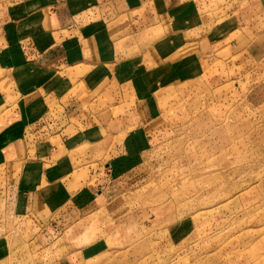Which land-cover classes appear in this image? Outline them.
<instances>
[{
  "label": "rangeland",
  "instance_id": "obj_1",
  "mask_svg": "<svg viewBox=\"0 0 264 264\" xmlns=\"http://www.w3.org/2000/svg\"><path fill=\"white\" fill-rule=\"evenodd\" d=\"M202 2L216 10L207 23L235 29L230 46L201 44L179 59L163 56L172 40L168 48L148 42L160 38L156 31H142L137 45L130 36L109 39L117 59L139 52L138 70L109 80L104 99L84 109L101 114L107 130L97 163L113 187L82 205L48 211L34 201L24 218L6 211L0 234L11 242L1 264H264V0ZM91 92L83 84L66 91L70 122ZM118 126L117 136L109 132Z\"/></svg>",
  "mask_w": 264,
  "mask_h": 264
},
{
  "label": "crops",
  "instance_id": "obj_2",
  "mask_svg": "<svg viewBox=\"0 0 264 264\" xmlns=\"http://www.w3.org/2000/svg\"><path fill=\"white\" fill-rule=\"evenodd\" d=\"M206 5L202 0H0V230L8 228H1L6 211L24 218L34 201L52 211L59 202L82 205L107 195L113 184L97 163L109 148L107 130L96 117L101 114L84 109L104 99L101 90L109 80L113 84L116 77L137 71L139 54L117 59L119 50L109 39L130 36L137 45L134 37L142 31H156L160 38L148 42L168 48L172 40L173 50L163 56L178 52L179 59L201 44L230 46L227 39L235 29L225 20L213 21L211 14L207 23L206 14L216 10ZM130 47L123 44L127 53L135 50ZM146 52H154L151 43ZM149 77H144L147 85ZM135 79L132 74L131 82ZM81 84L93 92L72 108L81 113L72 123L70 101H62L71 86ZM137 111H129L130 123ZM122 131L109 129L115 136ZM98 177L102 191L95 185ZM10 242L8 233L0 234V264Z\"/></svg>",
  "mask_w": 264,
  "mask_h": 264
}]
</instances>
